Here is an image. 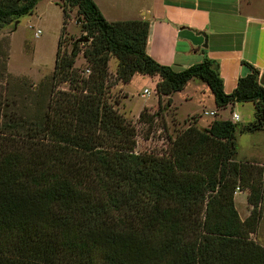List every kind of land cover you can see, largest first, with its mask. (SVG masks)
Here are the masks:
<instances>
[{"label": "trees", "instance_id": "trees-1", "mask_svg": "<svg viewBox=\"0 0 264 264\" xmlns=\"http://www.w3.org/2000/svg\"><path fill=\"white\" fill-rule=\"evenodd\" d=\"M41 1L0 0V30ZM60 2L50 79L32 89L23 81L17 99L0 104V264H264V248L250 238L263 197L251 167L235 162L237 124L189 126L161 156L136 155L135 129L105 97L114 57L117 83L159 78L158 103L199 79L218 109L253 104L254 120L240 132L264 130L259 70L244 64L247 75L226 95L219 65L206 55L182 71L150 58L148 22H108L93 0ZM73 8L88 37L86 78L74 68L78 45L62 49ZM156 116L143 110L139 121L151 125ZM241 186L252 206L244 220L234 202Z\"/></svg>", "mask_w": 264, "mask_h": 264}, {"label": "rangeland", "instance_id": "rangeland-1", "mask_svg": "<svg viewBox=\"0 0 264 264\" xmlns=\"http://www.w3.org/2000/svg\"><path fill=\"white\" fill-rule=\"evenodd\" d=\"M100 1L106 2V0ZM108 2L101 4V7L107 17L112 19L110 14L114 15V13ZM70 11L65 41L62 46V49L68 52L71 51L72 44L76 40L82 38L88 40L86 34L76 23V8ZM62 21L63 12L60 0H43L37 4L31 15L19 18L17 25L13 21L0 30V104L10 96L16 100L17 92L14 91L23 81H26L27 89H32L50 79L54 71ZM86 44L88 42L78 44L79 54L74 64L77 72L85 78L91 72V66L82 55ZM117 65L118 61L111 57L107 64L105 97L107 103L112 105L114 110L135 129L134 154L136 155L161 156L168 150L171 141L189 126L202 129L200 127L207 126L208 123L210 125L213 120L227 119L232 115L229 112L221 117L203 115V110L209 113L213 109L214 98L206 84L199 79H193L184 91L173 94V100L170 99V103L166 98H162L158 103L153 77L135 75L129 83H117ZM58 89L64 92L69 91L67 84L59 86ZM144 90L149 92V96L143 94ZM143 105L149 107L139 112ZM216 109L220 110L217 107ZM143 110L150 116L157 115L151 125L139 121V115ZM233 113L239 117V120L235 122L237 124L235 162L251 167L250 179L256 180L255 186L263 197L258 206L261 218L257 231L250 235V238L264 248V130L240 132L243 127L250 125L254 120L252 103L236 104ZM197 120H199L198 124ZM238 188L235 208L240 219L244 220L249 216L252 206L247 202L249 190L243 186Z\"/></svg>", "mask_w": 264, "mask_h": 264}, {"label": "crops", "instance_id": "crops-1", "mask_svg": "<svg viewBox=\"0 0 264 264\" xmlns=\"http://www.w3.org/2000/svg\"><path fill=\"white\" fill-rule=\"evenodd\" d=\"M93 1L108 22H148L145 52L162 66L182 71L200 63L205 55L217 62L226 95L232 94L238 79L247 75L244 64L255 67L260 76L264 72V0H106L116 15L110 14L112 19L101 7L106 2ZM152 79L156 89L159 78ZM235 105L217 110L214 103L208 115L204 110L203 115H231ZM148 107L143 105L139 112ZM221 120L231 121V117Z\"/></svg>", "mask_w": 264, "mask_h": 264}, {"label": "built area", "instance_id": "built-area-1", "mask_svg": "<svg viewBox=\"0 0 264 264\" xmlns=\"http://www.w3.org/2000/svg\"><path fill=\"white\" fill-rule=\"evenodd\" d=\"M37 34H39V32H38ZM143 94H144V95H147V94H148V91H147V90H144V91H143ZM204 115H208V113H204ZM210 115L212 116V115H214V113H210ZM238 120H239L238 115L235 114V113H233L232 116H231V122L235 123V122H237ZM238 192H239V188L236 187V189H235V191H234V195H236Z\"/></svg>", "mask_w": 264, "mask_h": 264}, {"label": "water", "instance_id": "water-1", "mask_svg": "<svg viewBox=\"0 0 264 264\" xmlns=\"http://www.w3.org/2000/svg\"><path fill=\"white\" fill-rule=\"evenodd\" d=\"M17 25V22H16ZM88 42V40L86 38H82V39H78L74 42V45H78V44H83ZM259 84L264 88V72L263 74L259 77Z\"/></svg>", "mask_w": 264, "mask_h": 264}]
</instances>
